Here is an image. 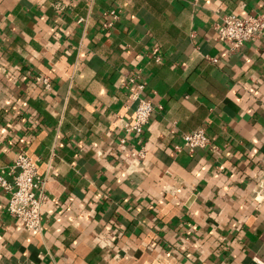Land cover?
I'll use <instances>...</instances> for the list:
<instances>
[{
	"label": "crops",
	"instance_id": "1",
	"mask_svg": "<svg viewBox=\"0 0 264 264\" xmlns=\"http://www.w3.org/2000/svg\"><path fill=\"white\" fill-rule=\"evenodd\" d=\"M228 13L264 0H0V171L26 154L46 196L28 232L0 189V264H264V31L231 50Z\"/></svg>",
	"mask_w": 264,
	"mask_h": 264
},
{
	"label": "built area",
	"instance_id": "2",
	"mask_svg": "<svg viewBox=\"0 0 264 264\" xmlns=\"http://www.w3.org/2000/svg\"><path fill=\"white\" fill-rule=\"evenodd\" d=\"M58 11L64 9L60 2L53 4ZM112 20L118 18L114 11L106 13ZM106 26L109 23H105ZM213 38L236 50L246 41L255 40L264 31V16L251 14L239 16L232 13L224 14L213 24ZM151 55L156 62L160 61L158 49L153 48ZM213 62L214 58H210ZM138 74L132 73L129 82L135 84L132 98L137 101L130 119L122 123V129L126 135H140L147 126L152 111V105L148 99L141 96L144 83L136 78ZM35 80L40 82L44 88H48L49 79L42 75H36ZM137 80V81H136ZM123 141V140H122ZM121 141V142H122ZM210 143L209 137L203 128H196L182 136V145L192 152L197 148H204ZM144 149L139 148L129 152L128 160L132 166L138 165L144 157ZM44 178L38 174L37 161L24 153L16 155L8 170L0 171V189L8 193L6 212L19 220L25 231L39 232L42 229L41 211L46 201L43 194Z\"/></svg>",
	"mask_w": 264,
	"mask_h": 264
}]
</instances>
